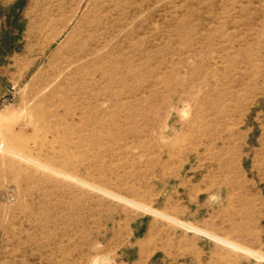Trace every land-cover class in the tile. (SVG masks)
Masks as SVG:
<instances>
[{"label": "rangeland", "instance_id": "1", "mask_svg": "<svg viewBox=\"0 0 264 264\" xmlns=\"http://www.w3.org/2000/svg\"><path fill=\"white\" fill-rule=\"evenodd\" d=\"M0 264H264V0H0Z\"/></svg>", "mask_w": 264, "mask_h": 264}, {"label": "bare ground", "instance_id": "2", "mask_svg": "<svg viewBox=\"0 0 264 264\" xmlns=\"http://www.w3.org/2000/svg\"><path fill=\"white\" fill-rule=\"evenodd\" d=\"M98 26V21H96L95 23H94V26ZM81 34V33H80ZM90 35V37H91V33L89 34ZM81 45H82V42L80 43V45L77 43L76 44V42L75 41H73L70 45H69V48H68V51L70 52V53H72V55L73 56H68V57H64V61L66 62V64L67 65H70V66H72L73 65V63L74 62H76V61H78L79 59H81V57H78V56H76V55H74V52L75 51H77V53H81L82 55H84L83 53V50H82V48H83V45H82V47H81ZM82 51V52H81ZM79 53V54H80ZM263 105V104H262ZM252 123V122H251ZM255 123V122H254ZM251 143V142H250ZM254 143V142H253ZM255 144V143H254Z\"/></svg>", "mask_w": 264, "mask_h": 264}]
</instances>
